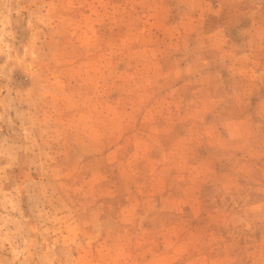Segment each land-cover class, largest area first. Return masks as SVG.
<instances>
[{
	"label": "rangeland",
	"instance_id": "obj_1",
	"mask_svg": "<svg viewBox=\"0 0 264 264\" xmlns=\"http://www.w3.org/2000/svg\"><path fill=\"white\" fill-rule=\"evenodd\" d=\"M0 264H264V0H0Z\"/></svg>",
	"mask_w": 264,
	"mask_h": 264
}]
</instances>
